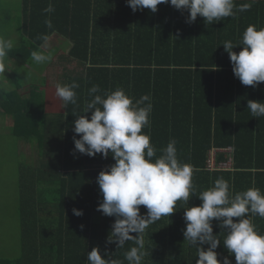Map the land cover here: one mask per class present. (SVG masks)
Wrapping results in <instances>:
<instances>
[{
    "label": "trees",
    "instance_id": "16d2710c",
    "mask_svg": "<svg viewBox=\"0 0 264 264\" xmlns=\"http://www.w3.org/2000/svg\"><path fill=\"white\" fill-rule=\"evenodd\" d=\"M50 2L55 10L45 13ZM247 2L235 0L236 5ZM21 7L15 34L25 43L9 51L7 58L16 65L6 63L7 70L0 76V83H5L7 72L13 75V89L0 92V116L12 119L13 135L27 144L29 152L21 163L19 180L22 252L15 257L0 253V264H88L87 254L94 247L105 259L128 264L125 253L136 246L134 240L123 247L107 243L116 217L97 210L103 200L97 176L115 160L111 155L81 154L74 145L73 137L80 138L73 131L76 115L91 117V110L83 113V109L93 98L89 95L93 85H99L101 95L123 89L134 103L149 94L150 127L142 131L150 135L158 155L175 139L179 161L193 168L194 194L188 204L177 201L176 211L149 225L143 234L142 264H196V247L184 241V211L202 203L200 192L220 177L228 181L233 194L252 187L264 192V116L252 117L247 109L248 100L264 102V82L256 87L243 85L222 45L232 41L238 53L249 25L264 28V0L210 25L199 15L188 23L189 12L170 3L158 5L154 13L147 8L134 12L127 0H22ZM4 10L0 3V14L9 20ZM45 19L51 20V28ZM54 34L72 42L65 58L77 62L72 69L67 66L63 83L79 84L74 90L77 104H69L61 113H50L46 107L42 73L50 61L37 65L31 57L45 44L41 37L47 36L48 41ZM45 51L52 57L58 52ZM27 65L44 82L30 84L29 95L23 97L15 74ZM226 148H232L231 168L208 169L215 149L218 162L228 160L230 154L220 151ZM74 208L83 214L75 215ZM140 214L147 215L143 205ZM251 220L264 234V218ZM212 226L221 239L215 250L218 260L228 256L236 264L234 254L223 245L226 233L220 221L214 219ZM208 246L203 245L205 250Z\"/></svg>",
    "mask_w": 264,
    "mask_h": 264
},
{
    "label": "clouds",
    "instance_id": "9594fccd",
    "mask_svg": "<svg viewBox=\"0 0 264 264\" xmlns=\"http://www.w3.org/2000/svg\"><path fill=\"white\" fill-rule=\"evenodd\" d=\"M254 2L236 5L235 0H127L134 12L147 8L154 13L158 5L170 3L178 10L189 12L188 23L195 22L199 15L209 25L250 10ZM54 10L51 2L43 9L45 13ZM45 25L51 28V20L45 19ZM41 39L45 44L31 52L37 65L52 59V53L45 51L47 36ZM222 45L229 54L234 75L243 85L256 87L264 82V28L249 25L239 42L243 47L238 53L233 51L237 45L232 41ZM13 46L12 39L0 37V76L7 70L6 59ZM78 87L76 81L57 83L55 94L65 107L76 105L74 90ZM6 91L7 84L0 83V92ZM100 91L99 85L89 89L93 98L86 102L83 113L91 110L90 119L76 115L73 131L80 134V138L73 137L75 150L89 156L102 154L104 158L109 155L114 158L115 163L97 176L103 194L97 210L116 217L107 243L116 242L117 247H123L127 241L134 240L136 246L125 253V259L128 264H142L146 255L143 234L149 225L176 211L177 201L188 204L194 194L193 168L179 161L175 139L160 149L158 155L150 143V135L142 131L150 127L153 105L149 94L134 103L123 89L103 95L97 94ZM247 109L252 117L264 116V102L248 100ZM198 197L201 204L185 208L186 228L183 230L184 241L197 249L196 264H232L228 256H224L223 261L217 258L215 250L221 239L213 233L214 219L225 229L222 242L229 254H234L236 264H264V234L257 231L251 220L254 216L264 218V192L252 187L233 194L228 181L220 177ZM141 205L147 209L146 216L140 214ZM73 213L80 216L83 211L74 208ZM205 244L209 245L207 250L203 247ZM87 260L88 264H123L119 260L105 259L97 247L88 252Z\"/></svg>",
    "mask_w": 264,
    "mask_h": 264
},
{
    "label": "rangeland",
    "instance_id": "374dc122",
    "mask_svg": "<svg viewBox=\"0 0 264 264\" xmlns=\"http://www.w3.org/2000/svg\"><path fill=\"white\" fill-rule=\"evenodd\" d=\"M21 2L0 0L5 15L10 16L7 20L6 16L0 14V29L6 30L7 37H11L14 43L21 41L20 35L15 34L19 31ZM24 72L29 80L22 82L25 87L43 84L38 72L33 73L28 69H24ZM26 147L27 144L13 135L10 126L3 123L0 116V253L9 257L22 252L19 180L21 163L28 158Z\"/></svg>",
    "mask_w": 264,
    "mask_h": 264
},
{
    "label": "crops",
    "instance_id": "0c3cea01",
    "mask_svg": "<svg viewBox=\"0 0 264 264\" xmlns=\"http://www.w3.org/2000/svg\"><path fill=\"white\" fill-rule=\"evenodd\" d=\"M0 34H1L0 37H3L5 39H11V37H7V34L4 30L3 31L0 30ZM22 39L19 43H14V46L12 48H20L25 43V39L24 38ZM71 47H72V42L59 34L52 35L50 39L47 41V48L45 50L53 49L58 51L52 57V60L49 62V65H47L49 67H47L44 73H42V77L45 76L44 81L46 82L45 86H43L45 87V91H46V107H47V111L50 113H61L65 111V106L63 104V101L55 94V90H56L55 86L57 83L64 84L63 83L64 79L66 78V75L69 74L67 66L70 69L77 66V62L69 61V59L65 58V56L68 55ZM6 63L11 65V67L13 68L16 65L14 59L11 58H7ZM29 66L30 65L24 66V68H22V72H20L19 74H15L16 80H18L19 83L21 84V87L18 90L19 95L21 94L23 97H27L30 93L29 91L31 85H27L25 87L22 84L23 81H29L26 78L28 77V74L24 72V69L25 68L29 69ZM6 76L7 77L6 79H4V82L7 84L8 90H12L13 87L12 84L10 83L11 82L10 80L12 79L13 75L9 76L7 72ZM13 80L15 81V78ZM19 86L20 85L18 84V87ZM2 122L8 124L10 127L13 124L12 119H8V118L5 119L2 118Z\"/></svg>",
    "mask_w": 264,
    "mask_h": 264
},
{
    "label": "built area",
    "instance_id": "2783aa9c",
    "mask_svg": "<svg viewBox=\"0 0 264 264\" xmlns=\"http://www.w3.org/2000/svg\"><path fill=\"white\" fill-rule=\"evenodd\" d=\"M217 151L219 150H213L211 153V156L208 160V169L210 170H214L217 168H222V169H229L232 166V157H231V152H232V148H226V149H220V151H226L228 152L230 155L228 156V160L227 161H223V162H218L217 161Z\"/></svg>",
    "mask_w": 264,
    "mask_h": 264
}]
</instances>
